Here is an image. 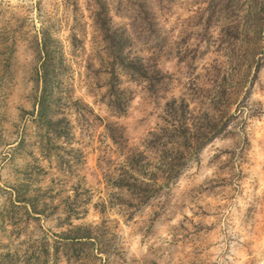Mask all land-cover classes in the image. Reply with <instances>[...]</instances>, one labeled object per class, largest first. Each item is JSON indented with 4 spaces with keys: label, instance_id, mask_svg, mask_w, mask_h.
<instances>
[{
    "label": "rangeland",
    "instance_id": "1",
    "mask_svg": "<svg viewBox=\"0 0 264 264\" xmlns=\"http://www.w3.org/2000/svg\"><path fill=\"white\" fill-rule=\"evenodd\" d=\"M0 264H264V0H0Z\"/></svg>",
    "mask_w": 264,
    "mask_h": 264
}]
</instances>
